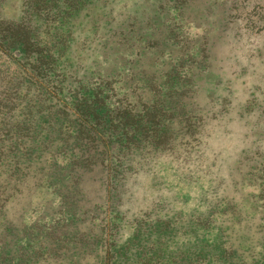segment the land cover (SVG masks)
Returning <instances> with one entry per match:
<instances>
[{
  "label": "rangeland",
  "instance_id": "rangeland-1",
  "mask_svg": "<svg viewBox=\"0 0 264 264\" xmlns=\"http://www.w3.org/2000/svg\"><path fill=\"white\" fill-rule=\"evenodd\" d=\"M0 264H264V0H0Z\"/></svg>",
  "mask_w": 264,
  "mask_h": 264
}]
</instances>
